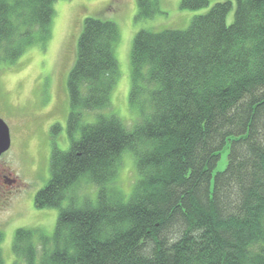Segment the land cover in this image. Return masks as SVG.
I'll return each instance as SVG.
<instances>
[{
    "label": "trees",
    "instance_id": "trees-1",
    "mask_svg": "<svg viewBox=\"0 0 264 264\" xmlns=\"http://www.w3.org/2000/svg\"><path fill=\"white\" fill-rule=\"evenodd\" d=\"M57 1L0 0V64L47 41ZM218 1L185 31L134 37L128 105L141 121L131 132L109 112L117 27L84 20L67 75L70 148L52 151L33 203L59 211L54 232L17 230L13 264H264V0ZM136 10L149 19L156 3L137 0ZM125 151L137 175L127 202L113 186ZM80 180L96 187L95 203L71 198L62 209Z\"/></svg>",
    "mask_w": 264,
    "mask_h": 264
},
{
    "label": "rangeland",
    "instance_id": "rangeland-1",
    "mask_svg": "<svg viewBox=\"0 0 264 264\" xmlns=\"http://www.w3.org/2000/svg\"><path fill=\"white\" fill-rule=\"evenodd\" d=\"M156 10L149 19H138L137 0H59L53 5L50 34L45 43L28 47L22 57L12 64H0V119L10 131V149L0 158V232L4 264H13L12 244L19 229L38 231L51 238L59 211L38 210L34 207L37 193L50 179L49 157L54 149L67 152L70 139L66 133L69 113L67 75L75 63L78 38L87 18L109 21L116 25L118 41L114 57L118 63V77L110 94L112 116L118 118L127 132L141 121L137 110L129 104L131 88V47L141 31L161 33L185 31L192 20L207 14L218 0H208L205 8L197 11L181 9L182 0H152ZM235 3L226 15L231 26ZM85 122L93 123L95 115ZM108 114V112H104ZM58 125L60 132L52 134ZM227 151L223 152L214 174L227 165ZM133 155L125 151L119 157L115 189L127 202L137 180ZM61 205L67 208L69 199L76 206L95 203L97 189L86 180H80L67 191ZM37 247V238L35 240ZM40 250V249H39ZM38 250V252H39Z\"/></svg>",
    "mask_w": 264,
    "mask_h": 264
},
{
    "label": "water",
    "instance_id": "water-1",
    "mask_svg": "<svg viewBox=\"0 0 264 264\" xmlns=\"http://www.w3.org/2000/svg\"><path fill=\"white\" fill-rule=\"evenodd\" d=\"M10 131L8 126L0 119V157L10 149Z\"/></svg>",
    "mask_w": 264,
    "mask_h": 264
},
{
    "label": "flooded vegetation",
    "instance_id": "flooded-vegetation-1",
    "mask_svg": "<svg viewBox=\"0 0 264 264\" xmlns=\"http://www.w3.org/2000/svg\"><path fill=\"white\" fill-rule=\"evenodd\" d=\"M1 158V157H0ZM0 173H3V171L2 170H0ZM0 175H2V174H0Z\"/></svg>",
    "mask_w": 264,
    "mask_h": 264
}]
</instances>
